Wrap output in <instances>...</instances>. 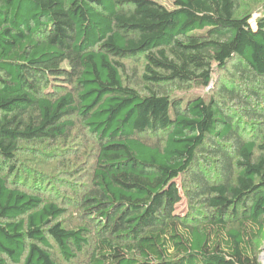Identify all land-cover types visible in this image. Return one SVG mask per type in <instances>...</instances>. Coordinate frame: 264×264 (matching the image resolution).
I'll list each match as a JSON object with an SVG mask.
<instances>
[{
  "label": "trees",
  "instance_id": "1",
  "mask_svg": "<svg viewBox=\"0 0 264 264\" xmlns=\"http://www.w3.org/2000/svg\"><path fill=\"white\" fill-rule=\"evenodd\" d=\"M168 1L0 0V264H59L55 249L67 263L261 264L264 135L243 136L213 99L161 90L210 87L230 64L264 80V13L253 24L239 0ZM139 57L147 95L123 77ZM74 116L97 148L94 248L89 226L68 229L65 209L3 174L22 142L67 139ZM183 177L205 212L177 213Z\"/></svg>",
  "mask_w": 264,
  "mask_h": 264
},
{
  "label": "rangeland",
  "instance_id": "2",
  "mask_svg": "<svg viewBox=\"0 0 264 264\" xmlns=\"http://www.w3.org/2000/svg\"><path fill=\"white\" fill-rule=\"evenodd\" d=\"M169 9L173 2L158 0ZM264 13V0H239L238 17L252 15V22ZM123 72L125 84L142 95H147L150 88L144 82L143 74L145 60L142 57L125 60ZM230 90L231 92H229ZM161 93L173 100H181L184 104L189 100L202 97L207 102L212 99L219 103L234 122L240 126V131L247 138L262 141L264 135V80L253 77L249 71L240 72L230 64L223 70L215 67L213 81L210 87L204 88L198 84H172L162 88ZM254 111L258 115H251ZM75 128L67 139L57 142L37 140L22 142L17 153L14 172L4 171L9 185L30 194L43 198L45 202L58 204L66 212L61 218L62 224L68 229L89 226L92 231L91 246L96 245L95 221L88 219L84 211L85 197L92 191L93 175L96 163L97 148L91 134L83 121L74 116ZM149 142H156L155 136H146ZM209 163L215 165L213 157ZM182 202L176 210L179 214L199 213L201 204L189 199L190 181L187 177L179 180ZM54 245V242H52ZM261 264H264V235L257 242ZM54 259L59 264H87L88 253L82 254L72 263L62 259L57 249L53 250Z\"/></svg>",
  "mask_w": 264,
  "mask_h": 264
}]
</instances>
